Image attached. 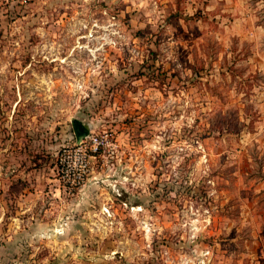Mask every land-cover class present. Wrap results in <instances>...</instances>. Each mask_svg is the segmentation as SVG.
<instances>
[{
    "label": "rangeland",
    "instance_id": "obj_1",
    "mask_svg": "<svg viewBox=\"0 0 264 264\" xmlns=\"http://www.w3.org/2000/svg\"><path fill=\"white\" fill-rule=\"evenodd\" d=\"M0 264H264V0H0Z\"/></svg>",
    "mask_w": 264,
    "mask_h": 264
},
{
    "label": "water",
    "instance_id": "obj_2",
    "mask_svg": "<svg viewBox=\"0 0 264 264\" xmlns=\"http://www.w3.org/2000/svg\"><path fill=\"white\" fill-rule=\"evenodd\" d=\"M71 128L77 144L81 143L89 135V125H85L78 120L71 121Z\"/></svg>",
    "mask_w": 264,
    "mask_h": 264
},
{
    "label": "built area",
    "instance_id": "obj_3",
    "mask_svg": "<svg viewBox=\"0 0 264 264\" xmlns=\"http://www.w3.org/2000/svg\"><path fill=\"white\" fill-rule=\"evenodd\" d=\"M13 1V0H12ZM84 141H81V143H83ZM91 152L93 154V156L96 155H101L103 154L105 151H108V148L106 147V145H104V143H96V140H94L91 143Z\"/></svg>",
    "mask_w": 264,
    "mask_h": 264
}]
</instances>
